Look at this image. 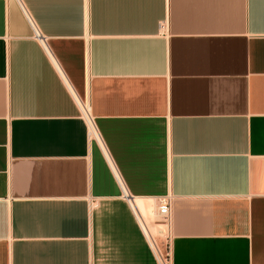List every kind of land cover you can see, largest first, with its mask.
<instances>
[{
    "label": "crops",
    "instance_id": "crops-1",
    "mask_svg": "<svg viewBox=\"0 0 264 264\" xmlns=\"http://www.w3.org/2000/svg\"><path fill=\"white\" fill-rule=\"evenodd\" d=\"M166 197L170 264H264V0H0V264H161Z\"/></svg>",
    "mask_w": 264,
    "mask_h": 264
},
{
    "label": "built area",
    "instance_id": "built-area-1",
    "mask_svg": "<svg viewBox=\"0 0 264 264\" xmlns=\"http://www.w3.org/2000/svg\"><path fill=\"white\" fill-rule=\"evenodd\" d=\"M36 36L37 38L40 37L38 34ZM77 102L80 106L81 116L87 125L89 136L95 139L96 141H99L98 132L95 127L94 119L90 113L89 107L82 102H79V101ZM156 218L160 220L162 223L161 229L163 233H165V239H166V245H167L165 254L160 253V256H161L160 262L161 264H170V261H171L170 240H171V227H172V199L171 198L166 197V198H162L159 200L158 205H157ZM145 234L147 236V239L149 240V244L155 251L153 247V244H154L153 242L155 241L148 234L146 230H145ZM155 254L157 255L156 252Z\"/></svg>",
    "mask_w": 264,
    "mask_h": 264
},
{
    "label": "bare ground",
    "instance_id": "bare-ground-1",
    "mask_svg": "<svg viewBox=\"0 0 264 264\" xmlns=\"http://www.w3.org/2000/svg\"><path fill=\"white\" fill-rule=\"evenodd\" d=\"M133 207L137 211L142 225L145 227V230L148 232V234L153 238L155 242H153V247L155 249V252L158 255V258L160 259V250L157 246L156 240L154 238V235L151 231V224H152V216L153 211L155 210V207L153 206L152 202L149 200H136L133 202ZM154 224V223H153ZM154 226V225H153ZM157 227V226H156ZM161 261V260H160Z\"/></svg>",
    "mask_w": 264,
    "mask_h": 264
},
{
    "label": "rangeland",
    "instance_id": "rangeland-1",
    "mask_svg": "<svg viewBox=\"0 0 264 264\" xmlns=\"http://www.w3.org/2000/svg\"><path fill=\"white\" fill-rule=\"evenodd\" d=\"M151 221H152V224H151V231H152V233H153V235H154V238H155V240H156V242H157V244L159 245V247H161V249H162V247L164 246V245H166V239H165V233H163V231H162V223H161V221L160 220H158L157 218H156V210H154L153 211V216H152V219H151ZM154 223V224H153ZM154 225V226H153ZM157 226V227H156ZM158 232H159V234H158ZM161 238V240L162 241H160L159 242V240L158 239H160ZM166 247H167V245H166ZM164 253L166 252V250L164 249V250H162Z\"/></svg>",
    "mask_w": 264,
    "mask_h": 264
}]
</instances>
